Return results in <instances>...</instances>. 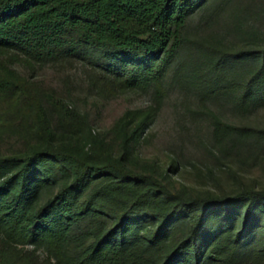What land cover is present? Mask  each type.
<instances>
[{
    "label": "trees",
    "instance_id": "trees-1",
    "mask_svg": "<svg viewBox=\"0 0 264 264\" xmlns=\"http://www.w3.org/2000/svg\"><path fill=\"white\" fill-rule=\"evenodd\" d=\"M208 1L0 0V264H264V187L177 185L170 167L137 150L157 104L97 130L75 98L14 67L82 60L106 70L94 79L99 95L152 88L159 104L187 40L224 79L212 95L264 106L262 10L238 15L233 39L186 35ZM208 110L219 150L264 160V125Z\"/></svg>",
    "mask_w": 264,
    "mask_h": 264
},
{
    "label": "rangeland",
    "instance_id": "rangeland-1",
    "mask_svg": "<svg viewBox=\"0 0 264 264\" xmlns=\"http://www.w3.org/2000/svg\"><path fill=\"white\" fill-rule=\"evenodd\" d=\"M252 8L262 10L264 17V0H209L191 16L185 34L197 39L212 40L223 35L233 39L236 37L234 31L231 33L233 22ZM255 22L264 28V18ZM202 59L196 45L185 40L168 66L164 77L167 92L159 104L152 88L99 95L94 79L106 70L82 60L37 65L15 61L14 67L43 88H53L68 99L75 98L77 105L90 114L97 130L111 126L129 108L157 104L137 150L142 157L155 158L162 166L170 167L177 185L183 183L195 190L212 189L219 193L233 191L243 181L264 187V160L258 158L245 163L236 151L219 150L214 139V118L208 110L211 108L233 123L261 126L264 106L243 108L230 94L212 95L210 89L224 79L219 73L211 72ZM8 143H17L15 137L4 145ZM173 159L176 165L171 166ZM49 193L45 190L43 197ZM38 254L39 259L45 256L41 249Z\"/></svg>",
    "mask_w": 264,
    "mask_h": 264
}]
</instances>
